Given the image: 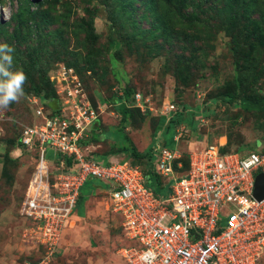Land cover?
I'll return each instance as SVG.
<instances>
[{"label":"rangeland","instance_id":"374dc122","mask_svg":"<svg viewBox=\"0 0 264 264\" xmlns=\"http://www.w3.org/2000/svg\"><path fill=\"white\" fill-rule=\"evenodd\" d=\"M2 22H8L9 37L18 31L10 42L18 53L13 70L22 69L27 82L20 102L0 110V264H125L119 248L131 244L124 240L120 218L98 193L99 214L84 223L68 217L55 243L42 238L40 222L23 215L32 161L6 141L17 139L31 110L42 107L27 93L30 80L43 90L52 87L57 97L62 87H80L89 96L101 111L103 128L94 153L116 150L102 139L129 148L123 133L137 153L148 150L151 136V147H175L182 162L194 143L264 151V113L236 117L239 100L264 96V0H0ZM124 88L138 101L128 106L122 133L116 129V106L98 99L120 95ZM227 93L233 95L229 102ZM166 105L174 107L169 115L161 114ZM167 117L175 118L173 125ZM158 118L164 121L160 126H168L160 136L153 134ZM152 157L127 160L142 168ZM147 175L145 186L163 199L165 187ZM93 183L79 192L72 209L77 217L95 191ZM88 221L94 223L92 240L84 227H92Z\"/></svg>","mask_w":264,"mask_h":264},{"label":"built area","instance_id":"2783aa9c","mask_svg":"<svg viewBox=\"0 0 264 264\" xmlns=\"http://www.w3.org/2000/svg\"><path fill=\"white\" fill-rule=\"evenodd\" d=\"M68 94V118H48L37 107L34 113L43 124L22 128L19 139L25 152H35L23 215L42 224L47 243L58 241L81 186L91 179L108 186L110 209L120 216L124 237L131 243L119 252L127 264H144L140 257L147 251L155 253L152 264H262L264 197L256 201L252 190L254 176L264 173V154L257 149L221 151L225 142L194 143L186 153V169L178 177L172 162L180 154L160 146L152 148L147 170L128 162L96 164L76 143L91 128L95 113L88 102L72 97L76 90ZM173 111L168 105L161 114ZM47 150L71 157L75 173L66 174L61 167L51 175ZM175 166L176 170L183 167L179 161ZM147 174L166 178L163 199L145 186Z\"/></svg>","mask_w":264,"mask_h":264},{"label":"trees","instance_id":"16d2710c","mask_svg":"<svg viewBox=\"0 0 264 264\" xmlns=\"http://www.w3.org/2000/svg\"><path fill=\"white\" fill-rule=\"evenodd\" d=\"M16 21H17V15L12 16ZM7 23H0V39L2 40V42L0 43H9L11 42V38L13 39L15 37V35L18 33L17 29H13L10 33V37L7 35V31H6V27H7ZM13 44H11L10 46H12ZM16 50V49H15ZM15 54L17 56L18 53ZM20 54V53H19ZM38 84L37 83H33L32 80L29 81V87H28V91L27 93H30L32 96L38 97L41 100V104H42V112H45V110L47 111L46 116H48V118L53 117V115H56L57 121H62L65 120L66 118H68L67 115V109L69 108V104L68 101L71 99V96L68 94L69 90H76V94L73 95L72 97H75L77 100L82 99L86 102H88L90 104V107L93 109L94 113H95V119L93 120V124L91 126V128H88L86 131L83 132L82 137L76 142L77 146L82 150V152L84 154H86V156L93 162H95L96 164H101V165H107L106 162L104 161V158L107 155H112L115 153H127L128 157H133L134 159H144L145 157L149 158L150 155H152V151H151V146H149V149L143 154V153H137L135 148L132 146V143L130 142V147L126 148L124 146L119 147L117 146V144H112L113 148L116 149L115 151H113L112 153H94V150H89V152L87 153L85 150L91 146L94 145L93 142H97L98 141V133H102L103 128L100 127V114L101 111H99V109L94 105V102L89 98V96H87V94L82 90L79 89L80 87H62V94L60 95V97H57V95L55 94V91L52 92V87H48V90H43L40 87H37ZM51 89V90H50ZM84 94H83V92ZM134 93H132V91L128 88H124L123 90H121V94L120 95H116V93H111L110 97L108 98H103L101 96H99L98 101L100 102V104L102 103H109V101H112L113 105L110 104L111 107H114V111H116L120 118H119V123L117 125V130L123 133V130L126 128V126L128 125V118L130 117L129 111H128V106L132 105L133 107V102H134V98H133ZM82 96V97H81ZM112 96L114 97L112 100ZM224 98H226V100H231L233 95L231 94H225L223 95ZM97 99V98H96ZM43 101V103H42ZM46 101V102H45ZM67 102V103H65ZM111 103V102H110ZM236 105V104H235ZM239 109V111L236 113V117L241 116L244 114H250V113H264V96H258L255 98H244L239 100V102L236 105ZM34 107V106H33ZM138 108V107H137ZM61 109H64V117L60 116V111ZM35 111V109H34ZM138 112L141 113V111L139 110ZM178 113V112H176ZM30 120L28 121L29 124L24 126V127H34L36 125H42L43 124V120L36 116L35 113L31 110L30 113ZM164 117V116H163ZM164 122L162 119L158 118L156 120V126H159L160 123ZM175 122V118H170L169 120V124L173 125ZM170 126V125H169ZM23 127V128H24ZM168 126L166 125V128ZM72 130V126H69L68 129ZM22 131V130H21ZM21 131L20 133L17 135V139L14 138V140H7L6 142L9 145L15 146V149H19L20 148V135H21ZM101 133L99 136H101ZM153 135V134H152ZM123 138L125 141H129V138L127 139L125 137V134L123 133ZM103 143H105L104 139H102ZM99 147V145H97ZM147 146V147H148ZM161 147H166L165 145H161ZM254 149V148H253ZM22 150V149H21ZM229 150L226 147V144L224 145V147L221 148V151H227ZM261 154H264L263 148L261 150L257 149ZM236 151V150H235ZM239 152V151H238ZM50 153V159L49 161V171L51 172V175H53V172L55 169H59L62 167V171L66 174H73L75 173L76 169L74 166V162L72 160L71 157H67L65 155H62L61 153H57L54 152L52 150H47L46 151V155ZM30 157H31V161L34 163V159H35V152L32 149V152L29 153ZM127 158V157H126ZM101 160V161H98ZM14 160H10V162H13ZM104 161V163H103ZM176 161H179L182 164V168L176 170ZM186 163H187V159H186V155L184 158V161L182 162L181 156L178 160H174L172 162V167L174 168V172L176 174V176L178 177L179 175L181 176L182 173L184 172V169H186ZM130 164V163H129ZM33 165V164H32ZM32 165H31V171H32ZM131 165H133L131 163ZM148 169H150V165L147 166ZM30 171V172H31ZM157 178V183H158V187H163L164 184L167 185V180L166 178L163 177H156ZM52 179V176H51ZM161 179H163V183L161 184ZM91 181V180H90ZM88 184V180H86L84 182V184L81 186V189H84V187ZM80 194V193H79ZM80 196V195H79Z\"/></svg>","mask_w":264,"mask_h":264},{"label":"clouds","instance_id":"9594fccd","mask_svg":"<svg viewBox=\"0 0 264 264\" xmlns=\"http://www.w3.org/2000/svg\"><path fill=\"white\" fill-rule=\"evenodd\" d=\"M14 51L15 49L9 44L0 43V110H8L11 104L19 103L20 100L25 96L24 85L27 82V76L22 69L13 70L14 69V63H13ZM63 73L66 75L65 72ZM134 102H135V98H134ZM163 115H169V114H163ZM169 119L170 117H167V120ZM152 148L153 147H151V150ZM19 149L20 150L22 149L21 146ZM169 149H176V148L169 147ZM87 150H88L87 151L88 153L89 150H93V149H89L88 147ZM22 151L24 150L22 149ZM26 153L28 154V156H30L29 152H26ZM32 164H33L32 165V170H33L34 163L32 162ZM48 164H49V161H48ZM145 166H148V165L146 164ZM31 172L29 173V176ZM28 178H27V181H28ZM140 259L144 262V264H152L153 260L155 259V253L152 251L144 252L142 256L140 257ZM263 259H264V255H262V262H261L262 264H263Z\"/></svg>","mask_w":264,"mask_h":264},{"label":"crops","instance_id":"0c3cea01","mask_svg":"<svg viewBox=\"0 0 264 264\" xmlns=\"http://www.w3.org/2000/svg\"><path fill=\"white\" fill-rule=\"evenodd\" d=\"M98 108V107H97ZM99 109V108H98ZM100 111V110H99ZM166 130V126H156L155 127V130L153 131V134L157 131L158 132V136H160V134H162L164 131ZM149 130H144L143 132H148ZM151 134V133H150ZM140 136H142L141 134H139ZM130 138V137H129ZM132 140V139H131ZM130 139H129V141L130 142H133V141H131ZM151 141V136H150V138H149V140H148V145H149V142ZM102 142V141H101ZM105 143L106 144H114L113 142H111V141H105ZM134 144V143H133ZM132 144V145H133ZM147 145V146H148ZM155 147H158L159 148V145H156ZM155 147H153V148H155ZM147 149H149V146L148 147H146ZM151 148V147H150ZM89 149H94V147H93V145H91V146H89ZM128 155H124V153H115V154H112V155H107L105 158H104V161L106 162V164L107 163H110V162H117V161H119V162H128V163H130V161L129 160H127V157ZM117 157V158H116ZM98 161H101V160H98ZM104 161H103V163H104ZM102 162V161H101ZM131 164V163H130ZM149 179V178H148ZM94 182V183H93ZM88 183H93V185H94V187H95V191L94 192H92L91 193V195L89 196L90 197V200L89 201H87V202H85V204H84V207H83V209H82V214L79 216V217H77L76 216V212H73L71 215H70V217L71 218H74L75 220H77V221H82L83 223H84V220H85V218H87V217H92V216H94V217H96L98 214H99V212L97 213V206H96V204H95V202H96V200H94V198L96 197V194L98 193V194H101V195H103L102 196V200H108V188L106 187L107 185H106V183H104V182H101V181H96V180H91V181H89ZM87 186V185H86ZM79 197H81V195L80 196H78V198H77V201H78V199H79ZM97 198V197H96ZM95 198V199H96ZM98 199V198H97ZM76 201V202H77ZM103 206H104V204H102ZM109 206H110V204H109ZM107 210L109 209L108 207L106 208ZM112 211V210H111ZM114 213V212H113ZM114 214H116V213H114ZM116 215H118V214H116ZM118 217L120 218V216L118 215ZM88 222H90V221H88ZM90 223H92V222H90ZM93 225H92V227H90V225L89 224H84V227L86 228V231H88V235H90V233L89 232H92V231H89V230H91V228H93L94 227V223H92ZM120 226H121V218H120ZM122 229V228H121ZM123 233V232H122ZM123 236H124V234H123ZM93 239V236L92 235H90V240H92ZM124 240H126V241H128L125 237H124ZM89 244L90 245H92V244H95V243H93V242H89ZM126 246H128V245H122L120 248H119V250L121 249V248H124V247H126ZM122 259V258H121ZM123 260V259H122ZM123 263H125V264H127L126 262H124V260H123Z\"/></svg>","mask_w":264,"mask_h":264},{"label":"water","instance_id":"95a60500","mask_svg":"<svg viewBox=\"0 0 264 264\" xmlns=\"http://www.w3.org/2000/svg\"><path fill=\"white\" fill-rule=\"evenodd\" d=\"M252 196L256 201H260L264 197V173L255 175Z\"/></svg>","mask_w":264,"mask_h":264}]
</instances>
